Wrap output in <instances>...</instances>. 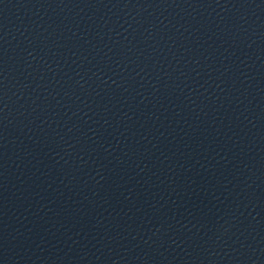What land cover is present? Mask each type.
<instances>
[{
    "label": "water",
    "instance_id": "obj_1",
    "mask_svg": "<svg viewBox=\"0 0 264 264\" xmlns=\"http://www.w3.org/2000/svg\"><path fill=\"white\" fill-rule=\"evenodd\" d=\"M0 264H264V0H0Z\"/></svg>",
    "mask_w": 264,
    "mask_h": 264
}]
</instances>
